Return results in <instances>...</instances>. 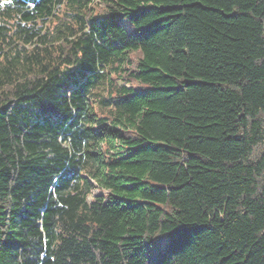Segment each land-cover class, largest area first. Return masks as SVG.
Masks as SVG:
<instances>
[{
	"label": "trees",
	"instance_id": "obj_1",
	"mask_svg": "<svg viewBox=\"0 0 264 264\" xmlns=\"http://www.w3.org/2000/svg\"><path fill=\"white\" fill-rule=\"evenodd\" d=\"M0 264H264V0H0Z\"/></svg>",
	"mask_w": 264,
	"mask_h": 264
},
{
	"label": "rangeland",
	"instance_id": "obj_2",
	"mask_svg": "<svg viewBox=\"0 0 264 264\" xmlns=\"http://www.w3.org/2000/svg\"><path fill=\"white\" fill-rule=\"evenodd\" d=\"M94 191H95V192H98V190H97V189H95Z\"/></svg>",
	"mask_w": 264,
	"mask_h": 264
}]
</instances>
